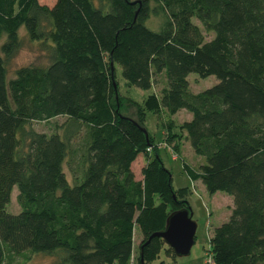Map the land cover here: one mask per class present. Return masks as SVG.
I'll return each mask as SVG.
<instances>
[{
    "label": "trees",
    "instance_id": "16d2710c",
    "mask_svg": "<svg viewBox=\"0 0 264 264\" xmlns=\"http://www.w3.org/2000/svg\"><path fill=\"white\" fill-rule=\"evenodd\" d=\"M151 15L161 19L156 31L144 25ZM20 27L47 62L8 78ZM2 36L0 264L53 254L62 264H154L162 249L172 254L152 235L168 213L189 208L185 189L147 155L140 129L146 112L180 111L187 119L167 133L204 161L183 162L185 175L232 200L209 237V264L264 263V0H0ZM115 66L127 86L149 91L137 120L114 103ZM190 74L217 82L192 93ZM55 118L63 122L49 134L31 126Z\"/></svg>",
    "mask_w": 264,
    "mask_h": 264
},
{
    "label": "rangeland",
    "instance_id": "374dc122",
    "mask_svg": "<svg viewBox=\"0 0 264 264\" xmlns=\"http://www.w3.org/2000/svg\"><path fill=\"white\" fill-rule=\"evenodd\" d=\"M55 0H37L40 5L51 7ZM150 7H155V3L150 1ZM159 15H151L144 25L151 31L157 30V25L161 19ZM195 25H199L193 21ZM17 35L20 37L19 49L7 60H5V69L7 77L10 78L16 68L25 65H42L47 62V50L43 48L38 42H29L25 38V30L23 27L18 29ZM4 36L0 38V44L4 41ZM209 36H205L208 40ZM115 83L116 95L114 103H116L122 114L137 120L139 117L140 104L149 93V91H142L132 86H127L120 76V70L115 66ZM188 86L192 93H198L206 88L216 84L214 76H208L204 79L198 78L195 74L188 75ZM116 101V102H115ZM141 116V115H140ZM188 115L184 111H180L172 117L156 116L153 113H145L142 116L143 127L151 138L150 145H147V155L152 157L158 156L163 168L169 171L171 177V186L174 190L181 188L185 189V200L188 203L192 213V220L196 223V230L194 234V242L187 257L176 258L171 253L161 250L158 258L154 264H209V237L213 228L219 226L228 217L231 207V197L222 192H215L209 195L205 192L203 186L198 182H191L185 175L182 169V163L194 168L203 164V159L197 157L191 151L187 142L179 137H172L167 133L168 125L171 127H178ZM63 122L62 118H55L48 123H32L31 126L37 132L51 133L54 125H60ZM177 134V131H172ZM171 136V137H170ZM176 138V142L174 140ZM146 157L140 155L132 163L131 169L135 180L141 179L140 170L145 165ZM62 170L68 181H70V173L63 165ZM9 203L6 206V211L11 214H16L19 208L15 202V187L13 188ZM139 241V233L137 228H134L133 242H132V256L131 261L135 260L137 255V245ZM163 248L167 249L164 245ZM12 264H62L60 262V255H29L26 259L16 258ZM264 264V263H262Z\"/></svg>",
    "mask_w": 264,
    "mask_h": 264
},
{
    "label": "water",
    "instance_id": "95a60500",
    "mask_svg": "<svg viewBox=\"0 0 264 264\" xmlns=\"http://www.w3.org/2000/svg\"><path fill=\"white\" fill-rule=\"evenodd\" d=\"M146 141L147 134L140 129ZM196 223L190 209L171 211L165 218L163 229L152 236L159 238L176 258L187 257L194 242Z\"/></svg>",
    "mask_w": 264,
    "mask_h": 264
},
{
    "label": "crops",
    "instance_id": "0c3cea01",
    "mask_svg": "<svg viewBox=\"0 0 264 264\" xmlns=\"http://www.w3.org/2000/svg\"><path fill=\"white\" fill-rule=\"evenodd\" d=\"M199 183V182H198Z\"/></svg>",
    "mask_w": 264,
    "mask_h": 264
}]
</instances>
